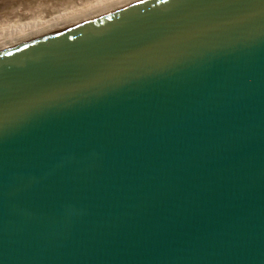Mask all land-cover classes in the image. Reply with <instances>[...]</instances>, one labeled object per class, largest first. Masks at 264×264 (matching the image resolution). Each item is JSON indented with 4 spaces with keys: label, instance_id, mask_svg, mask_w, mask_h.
Returning a JSON list of instances; mask_svg holds the SVG:
<instances>
[{
    "label": "water",
    "instance_id": "1",
    "mask_svg": "<svg viewBox=\"0 0 264 264\" xmlns=\"http://www.w3.org/2000/svg\"><path fill=\"white\" fill-rule=\"evenodd\" d=\"M0 264H264V0L1 52Z\"/></svg>",
    "mask_w": 264,
    "mask_h": 264
},
{
    "label": "bare ground",
    "instance_id": "2",
    "mask_svg": "<svg viewBox=\"0 0 264 264\" xmlns=\"http://www.w3.org/2000/svg\"><path fill=\"white\" fill-rule=\"evenodd\" d=\"M147 1L150 0H104L99 4L78 9L64 17L33 23L29 26L10 22L2 23L0 24V53L94 22Z\"/></svg>",
    "mask_w": 264,
    "mask_h": 264
},
{
    "label": "rangeland",
    "instance_id": "3",
    "mask_svg": "<svg viewBox=\"0 0 264 264\" xmlns=\"http://www.w3.org/2000/svg\"><path fill=\"white\" fill-rule=\"evenodd\" d=\"M104 0H0V24L32 25L69 15Z\"/></svg>",
    "mask_w": 264,
    "mask_h": 264
}]
</instances>
